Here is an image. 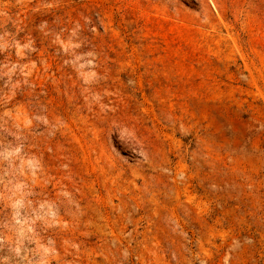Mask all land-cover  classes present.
Segmentation results:
<instances>
[{
	"label": "rangeland",
	"instance_id": "rangeland-1",
	"mask_svg": "<svg viewBox=\"0 0 264 264\" xmlns=\"http://www.w3.org/2000/svg\"><path fill=\"white\" fill-rule=\"evenodd\" d=\"M0 264H264V0H0Z\"/></svg>",
	"mask_w": 264,
	"mask_h": 264
}]
</instances>
